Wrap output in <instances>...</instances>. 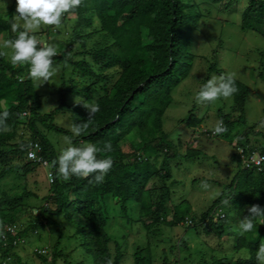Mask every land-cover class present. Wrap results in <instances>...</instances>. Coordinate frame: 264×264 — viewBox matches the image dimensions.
<instances>
[{
  "label": "trees",
  "instance_id": "16d2710c",
  "mask_svg": "<svg viewBox=\"0 0 264 264\" xmlns=\"http://www.w3.org/2000/svg\"><path fill=\"white\" fill-rule=\"evenodd\" d=\"M203 2L218 11H231V21L242 31L264 36V0ZM13 15L12 10L7 16L0 13V42L18 35L11 29ZM203 15L198 0H82L78 8L62 17L61 29L42 28L34 33L41 44L55 46L58 53L53 59L59 81L52 86L58 103L49 112L42 110L44 100L35 81L28 78V66L13 68L7 57H0V109L10 113L6 121L10 131L0 132V264H29L18 252L26 246L32 247L37 264H58L62 257L64 264H72L73 257L68 258L78 247L92 256L93 264H125L127 251L133 264H180V254L193 249L189 245L190 230L191 234L202 231L211 235L223 245L227 236L232 244L234 253L222 248L217 253L215 248L208 261H201L257 264L256 251L264 243V219L257 218L253 230L243 235L238 225L249 215L246 205L264 208V128H258L259 122L248 124L250 86L244 81L234 76L238 91L229 98V108L221 98L225 106L216 111L228 131L214 135L213 129H200L202 134L235 146L234 175L227 178L222 193L199 215L191 213L187 199L177 203L172 198L178 182L173 178V166L181 160L199 158L202 153L195 146L182 152L181 138L173 140L164 128L174 92L193 74L198 58L208 64L203 85L213 76L229 74L216 59L222 45L211 48L208 55L196 48L193 32ZM253 50L260 62L253 70L264 81V50ZM76 101L99 105L87 130L78 137L71 128L55 122L60 114L68 115L70 127L86 122L88 110ZM197 105L194 103L179 120L192 132L210 118L207 113L200 116ZM50 132L67 135L77 147L92 144L103 149L110 142V152L97 153L98 159L113 160L104 181L90 183L91 176H72L68 181L56 178L50 165L61 151ZM64 143L63 149L68 146ZM29 151L35 152V159L28 158ZM260 157L259 164L246 165L245 160ZM49 173L54 182L49 181ZM40 175L47 182L43 196L32 188H39ZM6 179L12 180L6 185L10 187H3ZM225 199L227 205L222 203ZM23 215L29 217L26 223ZM57 217L75 229L72 237L78 244L71 252L60 246L63 227ZM112 223L122 228L113 235L109 230ZM132 224L142 241L134 242L129 250L126 228ZM177 225H185L187 230L179 243H170L160 254L155 252L158 242L166 238L163 227ZM45 226H53L56 242L50 243L51 249L33 247L31 241L41 238Z\"/></svg>",
  "mask_w": 264,
  "mask_h": 264
},
{
  "label": "rangeland",
  "instance_id": "374dc122",
  "mask_svg": "<svg viewBox=\"0 0 264 264\" xmlns=\"http://www.w3.org/2000/svg\"><path fill=\"white\" fill-rule=\"evenodd\" d=\"M201 8L204 11L203 18L200 20L198 27L193 32V40L198 42L196 48L200 50V53L208 55L210 49L222 45L217 53L216 59L219 65L222 66L226 72L234 74V76L250 86V93L246 103V117L248 124L259 122L258 128H264V81L258 77L257 70H253V67L257 66L258 61L257 53L253 49L260 48L264 50V36L253 31H242L236 24L233 23V13L231 11L219 10L213 5H210L203 0H198ZM12 8V9H11ZM210 8V9H209ZM16 0H0V13L7 16L9 11L12 10L15 15ZM209 10L211 12H209ZM49 28V27H42ZM41 28V29H42ZM4 40V39H3ZM221 41V42H220ZM11 51L10 49L8 50ZM57 64H53L55 74L50 78L48 82L39 86V82H36L37 89L44 100L42 110L44 112L51 111L58 103V95L54 93L52 86H56L57 80ZM208 64L201 58H198L195 63L193 74L180 84L176 89L173 96V102L167 109L164 116V128L170 133V137L178 141L181 138L183 146L181 151L185 152L186 148L195 146L202 151L199 158L190 159L188 161L181 160L179 165L173 166V178L178 182L175 184L173 190L175 194L172 198L175 202L180 203L184 199H187L191 203L192 214L199 215L205 210L212 201L222 193L225 189L228 179L234 175L237 165L232 161V155L235 151V146L230 142L223 140L219 137H211L200 132L203 127L214 129L219 118L216 111L219 107L225 106L222 100H217L212 103H198L195 99L196 94L202 88L203 80L206 78V69ZM218 78L219 76H213ZM57 82H54V81ZM57 102V103H56ZM227 108H229L231 101L225 100ZM198 104L196 111L200 116L206 113L210 115V118L205 123L195 127L194 132L185 129L183 124L179 123V120L184 118L189 109ZM56 123L71 128L70 120L67 114H60L56 118ZM50 138L55 143L56 148L61 151L64 146L65 137L62 133L50 132ZM69 138V137H68ZM180 159L177 160L179 162ZM39 188L32 185V188L43 196L47 193V182L42 175L39 176ZM11 179L3 180L2 185L6 186L11 183ZM202 183H207L209 187L205 189L202 187ZM10 187V186H6ZM188 203V202H187ZM172 205V204H171ZM38 214L37 210L34 211ZM28 215V214H27ZM23 215V222L29 221V217ZM57 222L63 227L62 241L60 243L61 248L65 252H71L78 241L73 238L74 227L71 224L63 221L62 218L57 217ZM119 224L121 220H118ZM67 226V227H66ZM126 227V226H125ZM131 227V228H130ZM127 227L126 230L130 235L129 238V250L134 248V242L142 241L140 234L135 233L136 225ZM165 231V240L159 241L157 248H154L155 252L160 254L162 249L168 248L170 243H179L180 239L187 233L185 225H177L173 227H163ZM122 228L115 223H112L110 234H115L116 231ZM40 231V230H39ZM41 238L35 237L31 242L33 247L48 246L51 247L56 242V231L53 226H45L41 231ZM191 234V230L189 231ZM121 234V233H120ZM189 237V245L195 249L187 251V253L180 254V264H208L205 261L209 260V256L213 254V250L218 253L220 248L227 253H234L233 248L230 246V239L226 236L222 241L226 245L220 244L218 239L213 236H208L201 231L200 234L193 232ZM117 236V235H116ZM120 235L117 237L119 238ZM169 236V237H167ZM158 241V239H155ZM221 241V242H222ZM155 243V242H154ZM50 245V246H49ZM198 247L197 250L194 247ZM51 249V248H50ZM32 247L28 246L18 248V252L23 258V261H28L29 264H37L34 253H32ZM74 252V253H73ZM71 253L73 262H83V264H93L92 256L86 252L83 248L78 247ZM225 253V252H224ZM236 253V252H235ZM186 259L183 261V256ZM220 255H223L220 254ZM64 258H60L58 264H64ZM125 264H133V257L127 251L125 256ZM82 264V263H81Z\"/></svg>",
  "mask_w": 264,
  "mask_h": 264
},
{
  "label": "clouds",
  "instance_id": "9594fccd",
  "mask_svg": "<svg viewBox=\"0 0 264 264\" xmlns=\"http://www.w3.org/2000/svg\"><path fill=\"white\" fill-rule=\"evenodd\" d=\"M81 4L82 0H16V14L13 15L14 22L11 24V29L18 35L15 39L0 42V57H7L13 68L27 65L28 78L39 82V86L48 82L55 74L53 58L58 55L57 49L51 44H41L34 33L42 27H52L53 30L61 29L62 17ZM237 91L234 74L229 73L209 79L198 91L195 99L198 103H212L221 98L227 100ZM77 103H83L88 110L86 122L71 126V132L78 137L87 130L89 122L99 111V105L86 102ZM9 114L6 108L0 109V132L10 131L6 123ZM227 131L223 121H219L213 129V134L220 135ZM65 140L68 146L61 150L59 156L52 160L50 165L56 171V178L68 181L72 176L84 179L91 176L90 183L93 181L96 184L102 183L113 166V160L111 158L98 159L97 153L99 151L110 152L111 143H105L103 149H98L92 144L82 147L72 146L70 138L65 137ZM28 158L35 159V152L29 151ZM44 164L46 167L49 166L47 161ZM48 179L54 182L51 173ZM202 187L207 189L209 185L202 183ZM228 202L227 199L222 201L225 205ZM246 208L249 215L241 219L238 225L240 235L252 231L257 218L264 219V208H261L259 204L246 205ZM2 235L3 225L0 223V236ZM256 261L257 264H264V243H261L256 251Z\"/></svg>",
  "mask_w": 264,
  "mask_h": 264
},
{
  "label": "built area",
  "instance_id": "2783aa9c",
  "mask_svg": "<svg viewBox=\"0 0 264 264\" xmlns=\"http://www.w3.org/2000/svg\"><path fill=\"white\" fill-rule=\"evenodd\" d=\"M262 159H263V157H260V158H254V159H252L251 161H247V160H245V162H247L246 165H249L250 162H254V163H256V164H259V163L261 162ZM8 230H14V228H13V227H8Z\"/></svg>",
  "mask_w": 264,
  "mask_h": 264
}]
</instances>
